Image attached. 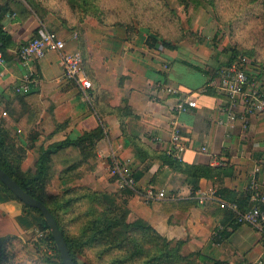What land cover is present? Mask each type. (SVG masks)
Listing matches in <instances>:
<instances>
[{
  "label": "crops",
  "instance_id": "obj_1",
  "mask_svg": "<svg viewBox=\"0 0 264 264\" xmlns=\"http://www.w3.org/2000/svg\"><path fill=\"white\" fill-rule=\"evenodd\" d=\"M4 2L0 0V4ZM23 14L18 9L5 14L3 30L13 35L27 19H33L64 41L68 50L81 52L76 33H70L54 16L46 14L39 19L34 13ZM108 30L102 27L100 30L102 41L100 47H96L100 50L99 57L102 56L100 61L94 58L96 51L88 43L84 45V65L86 63L88 72L96 79L88 98H84L75 85L61 80V61L55 51H47L42 58L27 63L19 60L16 43L6 51L0 66V119L19 142L28 147L21 171L33 174L43 149L66 139L75 140L100 125L105 136L96 143L95 150L89 148V152L83 154L77 146H69L50 155L46 169L50 175L46 187L49 195H62L75 186L120 194L124 187H119L118 178L104 157L112 150L123 164H128L129 169L124 166L134 187L163 189L167 195H173L172 199L147 202L135 188H129L132 193L127 197V207L168 240H184L183 253L199 252L229 264H245L262 258L264 264L261 236L248 225L231 223L221 205L228 193L238 197L245 192L251 174L264 182L263 118L251 117L247 131L239 125L233 128L218 125L223 97L207 91L212 86L209 75L199 70L203 81L195 87L175 82L170 65L171 60L176 59L173 52L158 47L163 48L157 50L159 57L152 61L149 54L150 59L144 61L143 54L152 49L141 38L135 39L134 47L126 41L125 31L118 30L115 34ZM155 46L157 48V44ZM134 55L139 62L130 70L128 63H134ZM160 62L166 63L164 69ZM202 64L199 63L203 69ZM29 72L33 73L36 83L24 85L21 78ZM95 97L100 114L91 102ZM186 99L195 100L196 107H188ZM125 104L132 113L125 116L128 132L148 151L166 150L170 132L176 127L186 145L180 158L183 163L214 166V159L225 160L223 175L193 177L199 189H213L215 199L199 204L191 195L193 178L173 172L157 161L143 170L139 180L133 178V170L140 169L141 164L112 112ZM179 104L184 109L178 108ZM38 221L37 214L26 210L0 186V245L5 237L17 238L22 247L18 252L22 259H18L17 264H28L23 259L27 257L23 249L27 254L30 251V234ZM2 263L10 264L9 261Z\"/></svg>",
  "mask_w": 264,
  "mask_h": 264
},
{
  "label": "trees",
  "instance_id": "obj_2",
  "mask_svg": "<svg viewBox=\"0 0 264 264\" xmlns=\"http://www.w3.org/2000/svg\"><path fill=\"white\" fill-rule=\"evenodd\" d=\"M63 1L76 16L79 23L86 14L92 15L98 21H101L99 0ZM14 9H18L21 13H24L23 15L27 16L34 13L39 19H42L46 14H52L40 0H5L4 3L0 4V54L3 59L6 51L12 45H15V43L18 46V56L20 48L32 39L41 27L38 21L27 19L13 35L7 33L3 30L2 19L5 14H12ZM58 18L61 19V24L65 27L64 19L59 15ZM79 23L69 26L68 29L77 31L75 32L76 38L81 49V52H79L81 53L83 66L85 67L84 56L82 54L84 53V45ZM118 24L123 26L121 23ZM124 26L127 39L132 37L141 38L149 48H153L158 42L161 47L168 49L175 48L172 43L158 36V30H153L155 38H152L149 35L142 36L135 33L130 23H126ZM149 29L152 28L149 27ZM27 35L30 36L23 41L22 38ZM240 53L238 50H233L223 66L232 59V55ZM193 66L209 75V80H216L218 68L209 66L202 69L200 65ZM85 69L87 68L85 67ZM251 74L256 78L260 76V73L254 74L252 71ZM91 81L94 84L92 79ZM71 84L74 85L73 83ZM207 91L216 96L223 97L212 86ZM91 102L94 109L100 114L97 98H93ZM112 112L117 117L122 135L128 139L141 164V170H133L132 168V176L136 181L141 178L143 170L147 169L155 161L168 166L173 172L185 173L186 176H191L192 178H212L213 175H223L222 168L225 165H190L183 163L167 150L158 152L148 151L139 139L128 132L125 116L132 114L129 106L125 104L121 107H115ZM104 136V130L99 125L75 140L66 139L52 144L45 150H42L37 170L33 174L30 172L24 173L21 171V164L26 157L28 147L22 145L15 135L4 126V121L0 119V168L11 176L25 192L40 200L49 209L65 238L74 264H80L78 256L86 258L82 264H229L207 257L199 252L183 253L184 240H168L147 221L127 207V197L132 193L127 187L122 188L120 194L96 191L88 186L72 187L59 196H52L47 193L46 187L50 180V175L47 174L48 171L46 169L50 155L57 150H65L69 146H77L83 154H86L89 148L95 150L96 143L104 138ZM194 178L193 180L190 179L192 183L191 195L199 189L198 182ZM261 184L264 185L262 180ZM0 186L3 192L12 199L19 201L26 210L38 215L39 221L36 225V230L45 233L43 237H36L32 243V247L30 246L28 254L23 249L24 255H27V257L23 258L24 261L26 262L27 260L28 264H63L40 211L23 204L1 182ZM230 195L232 194L228 193L225 197V202H234L241 210L249 207V191L247 188L238 197ZM224 213L231 223L236 226L242 225L236 221L234 214L230 210L224 208ZM20 250H22V247L19 246L17 238L13 236L5 237L0 245V264H3L2 262L5 261H9L10 264H17L16 261L22 259V257H18Z\"/></svg>",
  "mask_w": 264,
  "mask_h": 264
},
{
  "label": "rangeland",
  "instance_id": "obj_3",
  "mask_svg": "<svg viewBox=\"0 0 264 264\" xmlns=\"http://www.w3.org/2000/svg\"><path fill=\"white\" fill-rule=\"evenodd\" d=\"M40 1L50 10L51 16L58 19L60 23L61 19L58 18V15L64 19L65 28L70 33L77 32L68 29L69 26L79 22L63 0ZM99 1L101 21H98L92 15L86 14L79 23L83 45L88 43L89 47L96 51L94 58L98 61L102 57H99L98 52L100 50L97 49L102 41L101 27L104 30L114 31L116 34L118 30L125 31L124 25L130 23L135 33L155 38V32L153 31L155 29L158 30V36L175 46L174 49L167 48L173 52L176 58L171 60L170 64L171 77L175 82H180L189 87L201 84L203 81V77L200 78L202 72L194 68L193 65L203 63V68L209 67V65L220 68L223 66L222 64H225L231 52L238 50L241 52L240 54L245 55L248 59L250 71L254 74L260 73L257 81L264 86V0ZM118 23L123 24V26ZM149 27L152 29H149ZM114 38L116 37L114 36ZM135 39L133 37L127 39L126 37L128 44L132 45H134ZM156 44L157 48L153 46V48H150L152 50L143 54L145 55L144 61L148 60L149 54L152 55L150 57L152 61H154V58L159 57L157 50L160 51L163 48L158 49L161 45L159 42ZM143 47H146V45ZM134 57V63H128L130 70L134 69L136 61L139 62L138 56L134 55ZM164 64L166 63L160 62L162 69H164ZM87 74L95 84L96 79H94L93 74L88 70ZM68 84L73 86L71 83ZM256 116H258V120L263 118L264 121V114ZM249 122L251 123V119H249ZM248 126L247 128L240 127L247 131ZM182 140L184 141V139ZM111 151L109 150L108 154L104 156L107 163L110 155L114 154ZM125 166L129 167L128 164ZM134 188L142 196L143 189ZM35 231L36 229L30 234L29 246L31 247L36 239ZM78 260L82 264L86 258L78 256Z\"/></svg>",
  "mask_w": 264,
  "mask_h": 264
},
{
  "label": "built area",
  "instance_id": "obj_4",
  "mask_svg": "<svg viewBox=\"0 0 264 264\" xmlns=\"http://www.w3.org/2000/svg\"><path fill=\"white\" fill-rule=\"evenodd\" d=\"M50 50L59 55L62 66L61 80L73 83L81 95L88 98L92 81L83 66L81 53L78 50H68L65 42L58 39L46 27L41 26L37 34L20 48L18 58L27 63L33 59L42 58ZM231 58L226 65L218 68L216 80L211 81L212 86L223 96L220 106L221 116L216 122L222 127L233 128L239 125L242 128H247L251 117L264 113V86L251 74L245 55L235 54ZM2 64L3 58L0 54V66ZM32 75V72L25 74L21 78L22 84L36 83ZM186 104L190 108L196 107V101L193 99H186ZM178 108L184 109V106L179 104ZM201 148L205 150V147ZM185 149L186 145L181 134L174 127L166 150L180 159ZM108 161L111 171L118 178L119 187L134 189V181L122 161L115 154L110 155ZM212 162L213 165L224 166L226 164L225 160L214 159ZM247 190L249 191V207L247 209L241 210L234 202L222 201L221 205L234 214L238 223L248 225L257 231L264 242V185L254 173L249 176ZM214 194L213 189H198L192 195V199L203 204L207 200L215 199ZM142 196L147 202L173 198V195H167L165 190H157L153 187L145 188L142 191ZM44 234L41 231H35L36 237H43ZM245 264H263V260L259 258Z\"/></svg>",
  "mask_w": 264,
  "mask_h": 264
},
{
  "label": "water",
  "instance_id": "obj_5",
  "mask_svg": "<svg viewBox=\"0 0 264 264\" xmlns=\"http://www.w3.org/2000/svg\"><path fill=\"white\" fill-rule=\"evenodd\" d=\"M0 182L12 192L18 200L30 208L38 209L42 215V218L46 222L50 235L52 236L56 249L58 250L63 264H74L72 257L69 253L65 238L59 229L56 219L53 217L49 209L40 200L34 198L5 171L0 168Z\"/></svg>",
  "mask_w": 264,
  "mask_h": 264
}]
</instances>
